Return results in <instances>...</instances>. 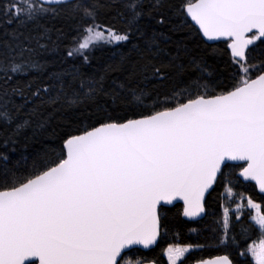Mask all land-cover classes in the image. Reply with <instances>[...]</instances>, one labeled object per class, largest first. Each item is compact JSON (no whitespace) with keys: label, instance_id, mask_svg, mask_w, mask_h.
Wrapping results in <instances>:
<instances>
[{"label":"snow or ice","instance_id":"1","mask_svg":"<svg viewBox=\"0 0 264 264\" xmlns=\"http://www.w3.org/2000/svg\"><path fill=\"white\" fill-rule=\"evenodd\" d=\"M225 57L220 76L209 59ZM0 80V264H146L130 253L166 234L168 206L194 219L217 188L219 244L247 212L260 239L240 255L264 264V198L230 206L238 183L264 194V0H0ZM21 142L41 144L23 172L8 167Z\"/></svg>","mask_w":264,"mask_h":264},{"label":"trees","instance_id":"2","mask_svg":"<svg viewBox=\"0 0 264 264\" xmlns=\"http://www.w3.org/2000/svg\"><path fill=\"white\" fill-rule=\"evenodd\" d=\"M104 19V17H101ZM14 26V25H13ZM9 26V27H13ZM117 26L119 22L117 21ZM157 31L167 32V26L161 28L159 25L156 26ZM182 33H175L173 35V40L178 39ZM214 47H224L222 43L213 44ZM262 47L260 42L257 41V47L253 50L252 56H256L257 52H260ZM96 56L100 57L99 62L96 60L93 61V69H89L88 72L94 71L97 67L102 68L107 55L103 54L100 51L96 52ZM47 59H52V57H46ZM226 57L223 60H220L218 63L214 62L212 59H209L210 64H214L215 71L220 76H227V67H226ZM60 65L57 63L52 65L47 71H58ZM34 76H39L40 79H43L39 73L32 72L28 76H16L11 82L15 84L17 81L25 82L32 79ZM3 88V81L0 80V89ZM16 102H20V98L16 97ZM81 109H75L73 111L58 113L56 120L53 121V126L57 127V131L60 130L58 126V121L65 118L75 119ZM87 121L81 120V123H86ZM51 131V128L49 129ZM45 143L49 146L53 144L52 140H45ZM41 144H29L27 147H23V142L21 145L17 146V151L15 153H8L10 160L8 167H16L18 171L23 172L26 169L25 162L23 157L27 156L29 158V164L31 163L32 156L38 150H40ZM2 178V177H0ZM223 192L222 188H217V190L212 191L211 195H208L207 200V211L204 218L198 222H186L181 218L182 208L179 205H175L169 208L168 218L166 221L167 231L166 234H163L158 240L157 245L154 249L148 252H142L136 250L135 253H130L136 257L145 258L146 263L154 262V264H167L163 255V249L167 247L169 243H179L184 244H201L203 245L200 249H194L192 252L186 255L183 264H191L194 258H210L215 255H222L225 252L231 254V258L237 262V264H253L251 259L246 256H241L240 253L247 249L248 244H251L253 241L258 242L260 239L259 230L256 227L250 229L247 233L243 232L242 229L247 227L252 222L248 219V214L245 212L242 221L236 222L235 215L231 217V230L229 233V242L226 245L219 244V238L222 235V232L218 229L222 228V219H223V210L220 207L219 194ZM234 192L236 195L235 203L240 201L239 194L243 193L246 197L251 196L256 202H261L262 196L257 194L255 188L251 184L238 183L234 185ZM224 199L227 201V195L225 194ZM231 204V208L235 205ZM233 209V208H232ZM221 221L220 225L216 224V221ZM235 235L237 237V245L231 243V236Z\"/></svg>","mask_w":264,"mask_h":264},{"label":"water","instance_id":"3","mask_svg":"<svg viewBox=\"0 0 264 264\" xmlns=\"http://www.w3.org/2000/svg\"><path fill=\"white\" fill-rule=\"evenodd\" d=\"M212 43H213V44H216V43H220V42L217 41V42H212ZM242 183H243V184H251V185H253L254 188H255V190H256V192H257V194H259L260 196L264 197V194L259 193V191H258V189L255 187V183H254L253 181H247V182H242ZM206 198H207V197H206ZM175 205H179V206H181V208L183 209V202H182V201H175V202H174V206H175ZM168 207L171 208V207H173V206H168ZM181 213H182V212H181ZM204 216H205V214H203L202 216L196 217V218H194V219H188L187 217H184L183 215H181V218H182L184 221H186V222H198V221L202 220V219L204 218ZM157 243H158V242H157ZM156 245H157V244H156ZM156 245L152 246V247L149 248V249H143L142 247H138L137 250H140V251H142V252H148V251L154 249ZM146 264H149V262L146 263Z\"/></svg>","mask_w":264,"mask_h":264},{"label":"rangeland","instance_id":"4","mask_svg":"<svg viewBox=\"0 0 264 264\" xmlns=\"http://www.w3.org/2000/svg\"><path fill=\"white\" fill-rule=\"evenodd\" d=\"M227 200H228V197H227ZM240 202V201H239ZM235 203V202H234ZM244 203H246V200L244 201ZM231 204H233V203H231ZM233 208V210L235 209V205L232 207ZM247 213V212H246ZM248 214V213H247ZM256 228H258V226H256ZM259 242V241H258ZM257 242V243H258ZM187 255V254H186ZM250 259H251V261H252V263L254 264V261L252 260V257H251V255L250 254H248L247 255ZM165 258V261H166V263H167V259H166V257H164Z\"/></svg>","mask_w":264,"mask_h":264}]
</instances>
